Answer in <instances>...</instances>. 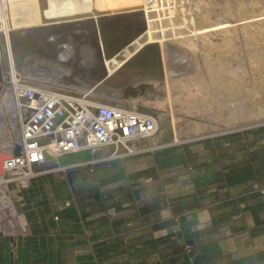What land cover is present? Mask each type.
Segmentation results:
<instances>
[{
    "label": "crops",
    "instance_id": "1",
    "mask_svg": "<svg viewBox=\"0 0 264 264\" xmlns=\"http://www.w3.org/2000/svg\"><path fill=\"white\" fill-rule=\"evenodd\" d=\"M158 62L157 56L150 67L129 65L132 83L142 85ZM116 77L96 96L108 103L118 98ZM2 114L0 108L8 133L13 116ZM159 142L152 139L134 154L104 150L93 165L11 183L13 210L0 223V264L264 261V124Z\"/></svg>",
    "mask_w": 264,
    "mask_h": 264
},
{
    "label": "rangeland",
    "instance_id": "2",
    "mask_svg": "<svg viewBox=\"0 0 264 264\" xmlns=\"http://www.w3.org/2000/svg\"><path fill=\"white\" fill-rule=\"evenodd\" d=\"M164 7L154 18L161 22H156V28L164 29L167 41L154 46L149 58L152 62L158 56L160 62L150 78L138 81L142 85L133 84L146 87L149 96L111 99L135 110L150 111L158 123L155 139H164L166 144L174 143L176 137L179 141L201 140L263 125L264 0H171ZM12 16L19 18L18 13ZM14 21L20 24L21 17ZM223 22L230 25L198 34L204 27ZM169 64L180 72H169ZM163 66L166 79L160 77ZM7 74H3L0 108L2 116H13L12 130L18 135L15 88L25 85L26 76L18 73L11 81V71ZM36 78L49 82L41 75ZM14 133H7L4 123L0 124V145L5 137L11 141Z\"/></svg>",
    "mask_w": 264,
    "mask_h": 264
},
{
    "label": "bare ground",
    "instance_id": "3",
    "mask_svg": "<svg viewBox=\"0 0 264 264\" xmlns=\"http://www.w3.org/2000/svg\"><path fill=\"white\" fill-rule=\"evenodd\" d=\"M169 1L0 0L3 74L11 71L8 80L14 81L22 73L25 85H48L54 94L86 102L110 104L106 97L97 98L96 94L99 87L111 82L108 79L112 75L117 76L112 89H121L122 98L148 95L146 87L133 86L127 68L150 65L152 48L167 41L164 29L156 28V22H161L154 17ZM17 13L20 24L14 21L18 16L12 18ZM229 25L223 22L204 27L198 34ZM164 66L160 77L166 79ZM36 75L49 82H38ZM11 142L5 137L0 151L9 152Z\"/></svg>",
    "mask_w": 264,
    "mask_h": 264
},
{
    "label": "built area",
    "instance_id": "4",
    "mask_svg": "<svg viewBox=\"0 0 264 264\" xmlns=\"http://www.w3.org/2000/svg\"><path fill=\"white\" fill-rule=\"evenodd\" d=\"M15 99L20 133L12 135L9 152H0L8 154L0 171V223L5 212L13 210L11 183L24 182L58 168L93 165L103 160L104 150H109L108 156L134 154L148 149L147 144L158 133L155 117L123 104L83 102L54 94L38 84L17 86ZM80 151L92 153V160L59 163L61 156Z\"/></svg>",
    "mask_w": 264,
    "mask_h": 264
},
{
    "label": "water",
    "instance_id": "5",
    "mask_svg": "<svg viewBox=\"0 0 264 264\" xmlns=\"http://www.w3.org/2000/svg\"><path fill=\"white\" fill-rule=\"evenodd\" d=\"M168 69H169V72H171L172 74L173 73L178 74L180 72V70L178 68L176 69V66L172 65V64H169ZM36 84L40 85V83H36ZM41 86H44V85L41 84ZM44 87H46V86H44ZM2 89H3V67H2V57H1V52H0V94L2 92ZM95 102H97V101H95ZM119 104H121V103L113 101L109 105H119ZM129 108H131V107H129ZM138 111L145 113V114L152 115L153 117H155L151 112L142 111V110H138ZM161 143L166 144L164 139L161 141ZM7 155L8 154L0 153V171H1V167H2V162L6 158ZM92 158H93V154L90 153L89 151H80V152H77L74 154L63 155L58 159V161L62 165H67V164H75L77 162L90 161V160H92Z\"/></svg>",
    "mask_w": 264,
    "mask_h": 264
}]
</instances>
